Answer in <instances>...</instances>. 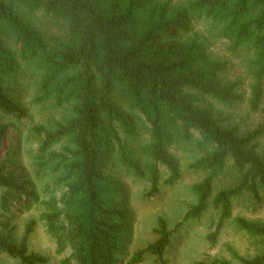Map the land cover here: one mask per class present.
I'll use <instances>...</instances> for the list:
<instances>
[{
    "label": "trees",
    "instance_id": "obj_1",
    "mask_svg": "<svg viewBox=\"0 0 264 264\" xmlns=\"http://www.w3.org/2000/svg\"><path fill=\"white\" fill-rule=\"evenodd\" d=\"M195 18L219 27L234 50L251 47L248 107L264 111V0H186L178 6L160 0H0V150L10 127L5 118L20 124L30 116L8 86L24 62L41 71L34 104L50 102L68 111L49 126L30 129L39 143L38 172L55 177L58 193L50 190L42 200L29 181L0 164V204L5 213L13 204L43 206L41 220L63 256L60 264H141L147 255L164 263L173 232L163 217L157 220L156 241L126 254L133 215L110 163L117 155L123 169L149 181L147 196L154 198L161 192L163 169L169 172L167 183L181 180L175 150L193 141L204 154L189 169L207 175L191 187L197 201L183 222L199 220L213 207L219 218L208 240L216 244L233 219L259 254L243 257L232 246L228 252L241 264H264V221L233 217L235 200L264 201V123L244 131L213 110L212 102L235 107L246 97L240 81L224 79L228 62L213 58L200 34L190 35ZM40 19L47 27L36 24ZM124 102L149 126L145 162L128 142L135 121ZM230 167L235 183L215 194L216 180ZM35 224L31 221L17 241L2 223L0 254L20 264H49L50 258L29 249ZM199 264L233 263L216 258Z\"/></svg>",
    "mask_w": 264,
    "mask_h": 264
},
{
    "label": "rangeland",
    "instance_id": "obj_2",
    "mask_svg": "<svg viewBox=\"0 0 264 264\" xmlns=\"http://www.w3.org/2000/svg\"><path fill=\"white\" fill-rule=\"evenodd\" d=\"M160 1H169L172 5L178 6L184 4L186 0ZM36 24L40 27H47V22L44 19L36 21ZM191 28L190 35L200 34L207 43L208 51L213 58L228 62L227 71L223 75L224 79L240 81L241 91L246 97L244 104L235 107H225L212 102L210 105L213 110L229 118L232 123L238 124L244 131L264 123V111L253 113L248 107L250 87L253 83V51L251 47L242 46L238 50H234L232 43L221 36L219 27L204 18L193 19ZM51 31L57 33V30L51 29ZM40 79L41 71L38 70L37 64L24 62L20 75L8 83L11 94L29 109L30 116L20 124L5 118L4 122L9 123L10 127L0 150V164L7 171L14 172L29 181L42 200H45L51 195L50 190L56 193L58 191L54 190L55 177L53 175L38 172L36 155L39 143L33 137L30 129L38 124L49 126L54 121L64 118L68 111L66 108H55L50 102L34 104L39 92ZM123 107L135 121L134 136L129 138L128 142L136 156L145 162L143 149L150 142L149 126L139 113L131 109L127 102L123 103ZM261 147L264 149V138L261 140ZM203 154L204 149L199 148L195 141L179 144L175 155L182 168V178L176 184L171 185L167 183L169 172L163 169L161 192L154 198L147 196L150 190L149 181L140 179L123 169L118 162L117 155L112 156L109 170L113 176L120 180L121 199L127 204L133 215L126 234L125 252L128 257L156 241L155 229L159 217H163L167 221L169 229L173 232L171 245L165 252L164 263L155 256L147 255L141 264H199L200 262L210 263L216 258L229 260L233 264H241L228 252V246H232L243 257L252 258L259 254L257 246L237 228L233 219L226 224L216 244H212L208 240L207 236L213 231L212 226L219 218L218 212L213 207L201 219L183 222L184 215L197 201L191 187L202 181L207 175L204 172L190 170L189 165ZM236 177V172L230 167L223 176L216 180L214 193L232 186ZM43 208L39 204H32L17 209L13 204L11 211L5 213L0 204V225L8 224L12 237L20 241L26 226L31 221H35L34 232L28 242L29 249L50 258L49 264H60L63 256L57 254L55 241L41 220ZM239 216L264 221V201L260 205H256L248 196L235 200L233 217ZM0 264H20V262L0 254Z\"/></svg>",
    "mask_w": 264,
    "mask_h": 264
}]
</instances>
